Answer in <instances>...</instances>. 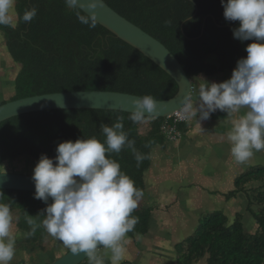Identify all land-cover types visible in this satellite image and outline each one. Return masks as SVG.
<instances>
[{"label":"trees","instance_id":"obj_1","mask_svg":"<svg viewBox=\"0 0 264 264\" xmlns=\"http://www.w3.org/2000/svg\"><path fill=\"white\" fill-rule=\"evenodd\" d=\"M103 1L162 43L191 80L199 75L232 73L237 61L246 58L247 45L253 42L241 43L233 38L232 29L238 27L239 22L225 20L221 0ZM33 7L37 15L31 22H23L24 11ZM15 10L18 19L15 27L0 26L10 56L21 66L15 100L101 91L138 97L151 95L157 101H164L177 94V84L162 69L99 24L94 29L81 24L76 18V12L81 10L67 7L65 0H17ZM81 14L84 13L81 11ZM211 57L215 62L210 61ZM129 116L116 111L58 110L12 118L0 124V166L20 158L38 163L42 154L54 158L56 147L65 141L95 137L104 142L101 123L112 126L117 117H123L128 138L135 141L136 150L147 158L137 167L133 152L127 148L119 154L112 153L109 158L117 161L121 171L134 181V186L145 193V175L151 167L152 150L156 146L166 147L169 138L165 125H175L173 119L160 118H148L146 123L138 125ZM182 123L175 126L176 132H181ZM251 184L253 186H249ZM235 185L236 191L230 197L240 193L247 196V211L255 222V231L246 230L244 216L240 214L231 220L224 213L213 212L202 217L198 228L183 239L189 248L187 254L178 258V263L264 264V166L237 178ZM0 193L3 203L19 214V234L27 252L37 257L51 249L56 239L43 227H38L35 235H27L31 231L27 214L40 224L43 217L36 216L46 205L34 199V193ZM132 215L137 216L139 222L127 235L149 233L151 210L139 206ZM87 261L82 264H90Z\"/></svg>","mask_w":264,"mask_h":264},{"label":"clouds","instance_id":"obj_2","mask_svg":"<svg viewBox=\"0 0 264 264\" xmlns=\"http://www.w3.org/2000/svg\"><path fill=\"white\" fill-rule=\"evenodd\" d=\"M15 2L0 0V26L15 27ZM65 3L71 9L83 11L84 14L76 12L81 24L92 29L97 26L95 10L103 5V0H65ZM221 6L227 22H239L232 29L233 38L241 43L253 42L245 48L247 56L237 61L230 79L216 83L197 77L198 99L194 103L187 95L181 101L180 111L184 119H195L200 125L217 110L231 117L243 109L232 120L226 138L232 158L244 163L254 152L264 151V0H221ZM36 15L37 9L33 7L26 9L21 19L29 23ZM158 105L151 95L134 98L129 119L134 124H144L148 118L159 116ZM100 129L106 137L104 142L95 137L65 141L56 147L54 158L40 156L31 179L34 199L46 207L36 216L43 217L40 224L27 214L31 228L27 235L33 236L38 227H43L73 255L86 254L90 264H104L103 257L97 254L99 246L110 251L111 264H121L126 251L123 241L139 222L132 213L144 193L109 156L130 149L137 167L147 157L128 138L123 117H117L112 126L101 123ZM12 223L9 204L0 203V264H10L15 255Z\"/></svg>","mask_w":264,"mask_h":264},{"label":"rangeland","instance_id":"obj_3","mask_svg":"<svg viewBox=\"0 0 264 264\" xmlns=\"http://www.w3.org/2000/svg\"><path fill=\"white\" fill-rule=\"evenodd\" d=\"M17 21L16 17L15 25ZM210 61L215 62V58L211 57ZM20 71L21 66L10 56L4 34L0 31V106L15 100L16 80ZM231 74L224 71L219 76L222 80H227V78L230 79ZM193 84H197L196 79L192 80V86ZM243 111L242 109L241 113L228 117L224 114L220 115L221 111L217 110L214 114L218 115V120L213 119L208 125L232 122ZM214 129L218 130L220 126H216ZM206 135L209 134L206 133ZM203 137L205 134L201 135V138ZM222 137L223 139L218 140L219 144L213 148V153H210L212 149L210 141L214 138H210L207 148L210 152L207 154L205 153L206 147L200 148L199 142H197L199 138L192 141L187 150L181 153L178 152V149L174 150L177 144L170 136L168 137L170 141L166 143V149L161 146L153 148L151 167L145 175L147 191L150 199L152 198L148 206L150 209L153 207L158 209L162 225L155 224L150 234L134 236L143 241L136 245H132L131 236L126 235L123 241L126 250L125 258L121 264H180L178 258L187 254L189 244L180 236L173 238V234L178 229L177 223L181 225L184 219L188 220L183 223L189 224L188 227L191 228V222L193 225L200 224L202 217L213 212L224 213L231 220L240 214L244 216L246 230L255 231V222L247 211V196L243 193L232 197L230 195L236 191L235 181L237 178L255 167L264 166V156L259 151L257 156L253 155L244 163H237L230 154V143L226 136ZM36 164L30 158H20L13 162L3 163L0 173L32 177ZM0 203H3L1 199ZM10 211L13 216L11 231L15 238V255L10 264H53L70 251L61 242L54 240L52 248L47 252L40 253L37 257L32 256L27 252L22 235L19 234V214L14 210ZM179 246L181 249H178ZM142 253L151 254V257L145 258L144 255L141 257ZM97 254L103 257L104 263L111 264L110 251L98 249ZM140 258H143L144 262L147 260V263L141 261ZM89 262L88 259L87 263ZM194 264L205 263L199 261Z\"/></svg>","mask_w":264,"mask_h":264},{"label":"water","instance_id":"obj_4","mask_svg":"<svg viewBox=\"0 0 264 264\" xmlns=\"http://www.w3.org/2000/svg\"><path fill=\"white\" fill-rule=\"evenodd\" d=\"M82 11V10H81ZM97 24L111 32L124 43L133 47L169 75L177 84V94L158 101L159 116L154 119H169L181 112V101L188 95L192 98V80L179 61L158 40L130 23L111 9L104 1L96 10ZM83 12V11H82ZM138 96L115 92H65L33 96L0 106V124L12 118L43 111L99 110L131 114V101ZM0 191L35 193L31 177L0 173ZM84 253L73 255L70 251L53 264H82L87 260Z\"/></svg>","mask_w":264,"mask_h":264},{"label":"crops","instance_id":"obj_5","mask_svg":"<svg viewBox=\"0 0 264 264\" xmlns=\"http://www.w3.org/2000/svg\"><path fill=\"white\" fill-rule=\"evenodd\" d=\"M221 74H223V72H220V73L213 75V76L199 75V76L194 77L192 80L196 79L197 77L202 76L204 79H206L209 82L220 83V82L226 81V80H222L220 78L219 75H221ZM228 79L229 78H227V80ZM199 84H200L199 80H197V84H193L194 92H193L191 99L194 103L198 99ZM222 114L227 116V114L224 112L220 113V115H222ZM233 115H235V114H233ZM213 119L218 120V115L214 114V113L211 114L210 118L208 120L201 121L200 125L197 123V121L195 119L185 120L184 123H182L181 130H179L181 132H176L175 137L177 136V138L175 139V137H174V139H173L174 140L173 142H175L177 144V146L175 147L174 150L178 149L179 153L186 151L187 147L190 145V143L192 141H196L199 138L197 142H199L200 148L206 147L205 153L207 154L210 152V150L207 149L208 145H209V140H210V138L213 137L214 139L210 141V146H212L210 153H213V148L219 144L218 140L223 139L222 136L225 137L226 133L230 130V128L232 126L231 122H226V123L224 122V124H219V125H214V123L208 125V123H210V121H212ZM216 126H220V129L215 130L214 128ZM206 133L209 135H206ZM202 134H205V137L201 138ZM169 141H170V139H169ZM258 153L259 152H254V156H257ZM260 153H262V155L264 156V151H260ZM216 155H218V153H216ZM180 161H183V160H180ZM145 180H146V178H145ZM151 199H150V196L148 194L147 186H146L145 193L143 195L142 201H141L139 206H141L144 209H149L152 212L150 230H149V233H147V234H150V232H152V229L154 228L155 224L156 225H162V224H160V223H162V221H161V218L158 216V209H156L155 207H153L154 209L153 208L150 209L148 206V203L151 201ZM146 202H147V204H146ZM155 210H157V212H155ZM186 220H188V219H184L183 221H186ZM197 220L199 221V219H197ZM183 221H182L181 225L179 223H177L178 229H176V233L173 234V238H178L180 236L181 239H184L186 237H189L199 226V223L193 225V222H191V228H189L188 227L189 224H184ZM186 227H187V229H186ZM192 227H193V229H192ZM147 234H144V235H147ZM135 237L134 236H133V238L131 237V244L132 245H136L138 242L143 243V241H141V239H139L138 237L137 238H135ZM102 249H104V248H102ZM142 255H144L145 258L151 257L150 256L151 254H147V253L140 254L141 257H142ZM143 258H140V260L144 262L145 260H143ZM152 262H153V260H152ZM144 263H147V260Z\"/></svg>","mask_w":264,"mask_h":264},{"label":"built area","instance_id":"obj_6","mask_svg":"<svg viewBox=\"0 0 264 264\" xmlns=\"http://www.w3.org/2000/svg\"><path fill=\"white\" fill-rule=\"evenodd\" d=\"M192 93L194 92V88H192ZM169 119H173L174 125L176 126L180 122H184L186 119L183 118L182 112L174 114ZM175 126H171L169 124L165 125L164 131L167 133L168 137L174 138L176 135Z\"/></svg>","mask_w":264,"mask_h":264}]
</instances>
